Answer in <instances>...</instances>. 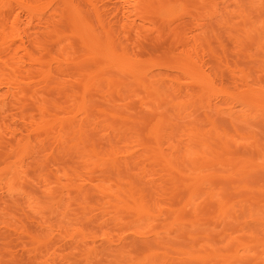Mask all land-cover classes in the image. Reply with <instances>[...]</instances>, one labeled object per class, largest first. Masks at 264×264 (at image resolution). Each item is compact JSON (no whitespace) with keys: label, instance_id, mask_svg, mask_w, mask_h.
<instances>
[{"label":"bare ground","instance_id":"6f19581e","mask_svg":"<svg viewBox=\"0 0 264 264\" xmlns=\"http://www.w3.org/2000/svg\"><path fill=\"white\" fill-rule=\"evenodd\" d=\"M213 20L240 51L254 41L258 78L229 64ZM147 39L166 42L159 55L143 51ZM261 78L264 0H0V192L16 197L0 204V231L19 248L10 261L49 251L59 233L127 264H264V140L235 124L264 117Z\"/></svg>","mask_w":264,"mask_h":264},{"label":"rangeland","instance_id":"374dc122","mask_svg":"<svg viewBox=\"0 0 264 264\" xmlns=\"http://www.w3.org/2000/svg\"><path fill=\"white\" fill-rule=\"evenodd\" d=\"M110 2V1H109ZM210 24L214 25L216 28L218 27L216 21H212ZM194 25V22L192 19H187L185 22H183V29L185 31L190 30ZM218 29V28H217ZM218 34L221 36L222 41L226 45V58L229 62V64L234 66H240L242 68H253V79L258 78L261 74L259 73V68L262 66V61L260 60L261 56H263L259 51L255 49V44L253 41V44H247L245 45V50H250L253 52V60L248 58L245 50L240 51L239 48L236 46L235 42L230 40L228 38V35L226 31L223 29L217 30ZM133 34L129 33L126 38H123V40H128V43H131ZM165 41L157 42L155 39H147L144 42L143 51L146 54H152V55H159L160 47L165 45ZM211 45L216 48L217 52H220V49L218 48V43L215 40L211 41ZM131 50L134 48L133 45H129ZM203 48H207V43L203 44ZM211 55L208 54L207 59H211ZM227 82L230 81L231 76L227 74L226 76ZM261 80L264 81L263 78ZM130 107L133 109H139V104L135 101L130 102ZM204 111H208V109H201L196 108V114L202 116ZM220 117V116H219ZM221 125H223L228 130L233 131V126L229 122V119L224 116V118H219L218 121ZM236 126L241 132H251L253 131V134L257 135L260 139L264 140V117L263 116H256L253 112V116L249 118L247 122L243 121H235ZM239 151H244L245 148L243 146L238 147ZM253 154L255 152L253 151ZM61 166H69L73 164L72 155H68L65 159H62L60 162ZM261 178L264 179V173L259 174ZM28 189H33V185L31 183L27 184ZM91 190V189H90ZM91 193V192H90ZM183 195V193L181 194ZM16 197L10 196L8 193L0 192V204L3 206H7L9 208H14V203ZM96 199V196L94 194H91V200L93 201ZM74 213V210H72V214ZM24 219V220H23ZM23 224L27 227H31L32 223L30 219H26L23 217ZM34 219V218H33ZM32 219V220H33ZM54 224H59V219L56 218L53 220ZM88 230H91L95 232L97 235L100 234V229L97 225V222H92L87 226ZM107 228L113 232L112 241L116 242L118 239V234L120 233V230H116L113 223H109ZM5 229H2L0 231V262L2 264H44V259H50V264H127L125 260L119 257L118 252L114 250V248H110L107 250H104L100 252L98 256H89L87 252L83 249L82 246H78V239L75 241H66L59 233L55 236L53 241L51 242L49 248L50 250H46L45 248H42L41 250L33 253V252H27L24 254L23 258H21V261H19V258H16V260L11 259V251H17L19 248H17V242L18 240L15 238V236L10 237V239H7L6 235L7 233L4 232ZM13 239V240H12ZM99 239V238H98ZM184 240V239H183ZM137 242L140 243L138 239H136L134 236H129L127 242ZM102 243V242H99ZM106 245H110V242H106ZM73 246H77L74 248ZM58 249L55 254H53L55 249ZM143 250V249H142ZM141 249L134 250L131 254L138 256ZM139 252V253H138ZM53 254V255H51Z\"/></svg>","mask_w":264,"mask_h":264}]
</instances>
